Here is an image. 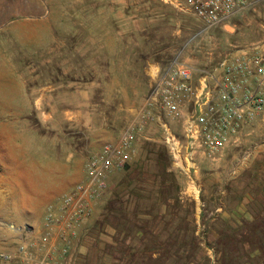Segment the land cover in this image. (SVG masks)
Here are the masks:
<instances>
[{"label":"rangeland","instance_id":"1","mask_svg":"<svg viewBox=\"0 0 264 264\" xmlns=\"http://www.w3.org/2000/svg\"><path fill=\"white\" fill-rule=\"evenodd\" d=\"M201 28L192 14L171 0H0V142L2 128L12 131L17 142H21L20 134H28L17 121L3 118L18 97L13 66L31 63L32 73L40 74L45 59H57V53L65 57L60 64L81 60L85 81L93 83V105L118 140L144 102L154 65L179 55L182 61L203 66L207 52L217 58L223 52L259 44L264 40V3L240 14L227 30L214 29L200 36ZM98 31L115 37L104 44L113 48L108 77L105 63L110 56L103 46H96V40L90 43L86 38ZM52 32L66 33L65 39L53 40L55 44L63 41L60 47L65 51L58 52L56 45L50 48L47 36ZM135 32L140 33L131 35ZM77 33L81 36L73 35ZM10 97L15 101L10 102ZM134 151L125 168L108 176L98 200L115 229L107 247L113 264H239L237 242H255L253 236L264 242V114L245 126L238 146L214 157L198 156L195 170L189 172L174 165L155 122L139 136ZM16 153L17 165L39 166L34 152ZM92 154L84 160V168ZM2 170L0 163V197L9 185L2 182ZM242 202L253 220L229 215L231 222H225L215 211L221 207L231 212ZM0 204V264H15L19 239L28 240L29 227L22 224L25 216L13 215L4 201ZM214 233L217 240L212 239Z\"/></svg>","mask_w":264,"mask_h":264},{"label":"built area","instance_id":"2","mask_svg":"<svg viewBox=\"0 0 264 264\" xmlns=\"http://www.w3.org/2000/svg\"><path fill=\"white\" fill-rule=\"evenodd\" d=\"M200 23L197 35L233 26L240 14L264 0H171ZM197 66L174 56L152 67L153 82L136 116L118 140L86 161V179L64 193L44 217L37 242L18 245V264H72L81 225L106 190L108 176L132 160L134 144L155 122L175 166L195 170L197 157H214L238 146L246 125L264 114V40L223 52Z\"/></svg>","mask_w":264,"mask_h":264},{"label":"crops","instance_id":"3","mask_svg":"<svg viewBox=\"0 0 264 264\" xmlns=\"http://www.w3.org/2000/svg\"><path fill=\"white\" fill-rule=\"evenodd\" d=\"M139 33L135 32L131 35ZM73 35L81 36V33ZM47 38L50 39L48 44L50 48L56 45L55 50L65 51L63 46L60 47L61 44L65 45L63 41L56 44L53 41L65 39V32L57 34L52 32ZM86 38L90 43L96 40V46L97 44L103 46L102 50L111 58L112 47L104 48V44H107L108 40L113 42L115 38L113 33L89 32ZM81 42L79 41L78 44ZM33 47L32 41L29 44L30 56L33 55ZM64 58L59 53L57 59L55 56L48 57L41 66L40 74L32 73L35 69L31 63L18 64L10 68L11 71L16 72L12 76L15 75L18 79L15 89L18 97L16 101L14 97H10L9 101H15V106H12L10 113L3 118L14 124L17 121L16 125L24 126L28 134H20L18 139L21 138V142H17L12 131L3 128L1 130L3 139L0 142V163L3 169L1 179L3 183L9 185L0 200L5 202L3 205L11 207L10 212L13 215L19 218L25 216L26 222L22 224L29 227L26 242L30 240L37 242L43 233L44 218L41 217L50 207L57 204L64 193L86 179L83 162L87 156L99 151L104 144L116 141L118 137L103 118L102 112L93 105L91 90L93 83L85 81L84 77L87 75L81 67V60L77 63L60 64V60ZM112 65V58L106 61V74L112 71ZM89 75L93 74L90 72ZM19 151L34 152V156L39 158L37 162L39 166L34 163L27 166L25 162L17 165L16 152ZM29 157L32 158L30 154ZM99 204L100 201L96 202L92 216L81 225L78 239L73 242L72 264H113L107 247L115 238V229L110 225L109 220L105 219L109 217V213L106 209L100 208ZM243 204L244 202L240 208L231 212L221 207L216 208L215 211L219 213L217 215L220 220L222 217L225 218V222H231V219L227 220L229 215H242L246 218L244 221L253 220ZM214 234L212 239L217 240L218 233ZM256 234H259L258 230ZM253 237L255 242H237L241 251L239 264H264V242L260 241V236ZM19 238L18 236L16 241ZM21 242H25L22 237L18 245ZM128 242H131L130 239ZM14 257L13 263L18 264V252Z\"/></svg>","mask_w":264,"mask_h":264}]
</instances>
